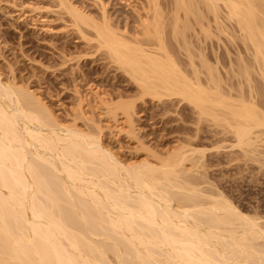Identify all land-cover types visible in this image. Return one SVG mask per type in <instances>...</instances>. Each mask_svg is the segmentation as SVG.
Wrapping results in <instances>:
<instances>
[{
    "label": "bare ground",
    "instance_id": "6f19581e",
    "mask_svg": "<svg viewBox=\"0 0 264 264\" xmlns=\"http://www.w3.org/2000/svg\"><path fill=\"white\" fill-rule=\"evenodd\" d=\"M161 1L146 0L132 35L106 18L96 22L68 0L59 6L78 32L91 31L142 97L181 98L198 120L221 127L235 148L254 156L264 147V111L254 97H233L210 74L204 86L200 67L189 78L167 39L168 27L169 39L184 40L196 25L205 34L211 22L218 27L227 20L264 81V0H173L168 9ZM251 74L244 70L246 83ZM12 82L0 75V264H264V218L202 188L197 176L204 150L181 145L165 156L148 152V160L127 162L106 146L102 125L85 131L77 117L62 123L39 96ZM134 107L122 99L105 104L111 122L105 127L132 136Z\"/></svg>",
    "mask_w": 264,
    "mask_h": 264
},
{
    "label": "rangeland",
    "instance_id": "374dc122",
    "mask_svg": "<svg viewBox=\"0 0 264 264\" xmlns=\"http://www.w3.org/2000/svg\"><path fill=\"white\" fill-rule=\"evenodd\" d=\"M165 1L160 2L162 8L173 7V0ZM68 3L96 22H103L106 18L111 27L121 32L127 29L130 35L137 30L136 26L145 17L147 8L146 0H68ZM59 4V0H0V75L3 81H13L18 87L39 96L62 123L68 124L73 119L76 122L78 118L76 123L85 131L94 130V124L102 125L106 146L127 162L150 159L148 152L165 156L181 145L204 150V156L199 161H203L202 169L197 176L198 182L203 180L201 187L210 192L219 190L242 212L264 218V147L258 148V153L254 155L256 158L251 157L235 148L232 136L221 127L214 126L210 121L198 120L197 110L181 98L166 97L158 102L156 98L142 97L140 88L131 77L117 64L111 63L104 49L98 48L91 31L84 28V34L79 31L80 34L69 14ZM228 22L222 20L223 24L218 27L211 22L210 28H213L205 34L197 25L192 27L186 33V38L190 37L186 40L187 44L184 42L186 38L169 39L172 36L168 27L169 50L189 78L195 76L193 67L195 71L198 69L197 73L200 67L198 74L204 86L210 79L207 76L213 75L224 92H230L235 98L243 94L246 98L254 97L252 100L255 99L254 102L264 111V81L253 68L249 49L244 44L243 47L236 28ZM185 44L190 45L188 51L193 58L188 56ZM180 46L183 47L181 50ZM191 64L193 66L189 68ZM206 64L210 65V71L215 72L211 74L207 68L202 69L207 67ZM246 69L250 74L252 72L248 83L244 79ZM119 99L134 101L132 136L106 128L110 120L104 105ZM121 120L120 123H123L124 119Z\"/></svg>",
    "mask_w": 264,
    "mask_h": 264
}]
</instances>
